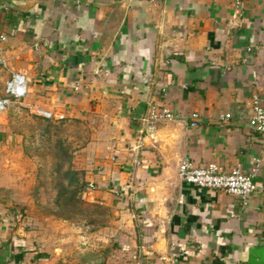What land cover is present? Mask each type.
Wrapping results in <instances>:
<instances>
[{
    "label": "crops",
    "instance_id": "0c3cea01",
    "mask_svg": "<svg viewBox=\"0 0 264 264\" xmlns=\"http://www.w3.org/2000/svg\"><path fill=\"white\" fill-rule=\"evenodd\" d=\"M0 60L2 91L10 72L22 75L27 108L99 125L109 150L86 173L87 202L112 215L116 264H264V135L247 122L253 97L264 106V1L0 0ZM163 110L175 119L150 123ZM2 130L0 147L15 149ZM184 157L258 165L257 191L242 208L185 184ZM4 176L0 264H34L18 214L26 195Z\"/></svg>",
    "mask_w": 264,
    "mask_h": 264
},
{
    "label": "rangeland",
    "instance_id": "374dc122",
    "mask_svg": "<svg viewBox=\"0 0 264 264\" xmlns=\"http://www.w3.org/2000/svg\"><path fill=\"white\" fill-rule=\"evenodd\" d=\"M0 93L4 94L2 86ZM21 100H11L0 112L2 133L16 141L15 149L0 147V168L4 183L8 184L9 172L10 181L19 183L26 195L18 214L29 236L27 253L35 258L30 263H118L120 247L109 224L111 213L87 202L91 182L86 173L99 172L100 160L109 150L99 125L74 119L54 123Z\"/></svg>",
    "mask_w": 264,
    "mask_h": 264
},
{
    "label": "built area",
    "instance_id": "2783aa9c",
    "mask_svg": "<svg viewBox=\"0 0 264 264\" xmlns=\"http://www.w3.org/2000/svg\"><path fill=\"white\" fill-rule=\"evenodd\" d=\"M153 3L158 0H137ZM264 0H233L236 9L243 8L248 2ZM246 62V61H245ZM0 67L6 68V62L0 60ZM4 95L0 99V112L4 111L11 100H20L26 94V82L22 75L10 72V79L4 87ZM249 116L247 122L249 126L258 134L264 135V106L261 105L257 96L253 97L252 103L248 106ZM43 117L50 118V115L41 113ZM233 118L231 114L221 116L222 121H230ZM62 118H59V120ZM175 116L167 111H152L150 123L157 121H173ZM197 115L191 116V126H197ZM258 165L250 173H244L239 169L223 171L214 164L195 165L190 158L181 159L178 167V178L181 182L196 186L202 189L220 191L230 197L236 198L242 208H245L257 187L253 178L257 174ZM89 191L94 190V185H89Z\"/></svg>",
    "mask_w": 264,
    "mask_h": 264
},
{
    "label": "trees",
    "instance_id": "16d2710c",
    "mask_svg": "<svg viewBox=\"0 0 264 264\" xmlns=\"http://www.w3.org/2000/svg\"><path fill=\"white\" fill-rule=\"evenodd\" d=\"M42 117V116H41ZM44 119H46L45 117H43ZM40 120H42V119H40ZM45 121H47V120H45ZM54 123H58V124H63V123H71V121H73V120H71V121H67V120H64V119H57V120H55V119H53L52 120Z\"/></svg>",
    "mask_w": 264,
    "mask_h": 264
}]
</instances>
